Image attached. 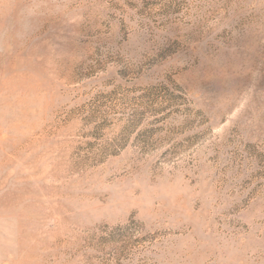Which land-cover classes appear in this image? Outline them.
<instances>
[{"label":"rangeland","instance_id":"1","mask_svg":"<svg viewBox=\"0 0 264 264\" xmlns=\"http://www.w3.org/2000/svg\"><path fill=\"white\" fill-rule=\"evenodd\" d=\"M0 264H264V0H0Z\"/></svg>","mask_w":264,"mask_h":264}]
</instances>
